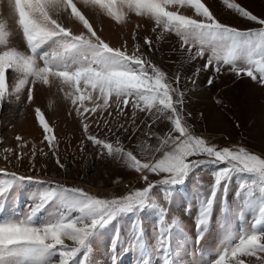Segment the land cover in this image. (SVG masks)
I'll return each mask as SVG.
<instances>
[{"label":"snow or ice","instance_id":"snow-or-ice-1","mask_svg":"<svg viewBox=\"0 0 264 264\" xmlns=\"http://www.w3.org/2000/svg\"><path fill=\"white\" fill-rule=\"evenodd\" d=\"M225 3L259 27L241 30L225 24L201 0H8L26 49L10 46L6 23L0 21V111L11 99L19 101L25 90L31 104L38 86L55 89L70 102L82 124L81 151H86L90 142L99 159L110 158L126 166L143 183L119 195H99L79 185L69 187L47 176L42 178L35 167V148L29 163L36 174L13 170L24 163L27 154L4 149L6 164L0 167V175L7 178L0 179V207L19 184L38 187L33 205L23 216L0 221V264H96L93 245L98 234L113 221L121 225L128 216L134 219L127 234L120 235L118 228L112 238L113 264L121 254L129 253L137 257L135 264H152L153 253L157 264H175L172 234L181 225L175 218L168 222L166 202L172 200L173 191L190 173L208 168L214 179L200 194L195 244H201L214 205L223 204L235 178L236 207L241 217L250 209L255 214L253 222L238 233L228 225L222 250L208 264H247L246 257L264 264V229L259 227L264 224V155L240 145L221 147L197 135L187 120L192 114L187 111L188 90L180 86L181 71L169 74L153 59L165 33H174L180 52L189 60L207 54L205 63L187 77L193 85L201 72H212L205 82L211 87L227 70L264 86V18L239 4ZM176 5L191 6L198 18L169 10ZM89 9L100 10L120 25L126 23L130 13L147 18L154 22L151 31L155 35L141 37L142 25L138 23L131 33V51L127 39L113 46L96 30ZM129 107L131 117L125 111ZM113 108L115 127L107 118L113 116ZM35 111L50 158L65 168L58 152L59 141L53 143L52 127L39 108ZM105 112L104 130L93 133L90 120L99 128L97 116ZM138 113L150 114L152 125L168 121L167 133L158 134L152 125L144 131L141 125L146 121L138 122ZM119 117L126 121L120 122ZM122 137L130 143L138 140L140 151L125 145ZM15 139L17 147L23 149V137L17 135ZM10 157L15 158L13 169L8 167L12 164ZM159 193H163L162 200ZM46 205H54L55 211L48 217H37ZM146 209L158 213L152 237L146 236L140 219Z\"/></svg>","mask_w":264,"mask_h":264},{"label":"rangeland","instance_id":"rangeland-1","mask_svg":"<svg viewBox=\"0 0 264 264\" xmlns=\"http://www.w3.org/2000/svg\"><path fill=\"white\" fill-rule=\"evenodd\" d=\"M213 15L221 22L241 30L258 28L255 22L243 18L234 9H230L225 0H201ZM228 3H236L252 14L264 18V0H228ZM169 10H177L180 14L196 17L191 6L176 5L170 6ZM89 18L93 22L96 30L102 37L113 46H120L125 39L129 41V51H131V33L139 23L142 25L140 36L151 34L153 21L147 18H140L134 13L129 14V18L123 25L117 24L98 9L88 10ZM0 21L6 23L9 33L8 40L10 46L25 50L26 45L22 32L16 23L9 6L8 0H0ZM147 29V33L145 32ZM3 45H0L2 48ZM176 51L173 52L172 49ZM155 62L160 64L169 74L179 69L182 73L180 81L181 89H187V111L192 115L187 117L189 125L197 135H203L212 143L218 146H244L250 151L264 155V86L254 82L249 77H237L235 74L222 71L211 87H206V78L213 75L212 72H201L197 77V84L193 85L187 77H190L197 68H200L207 59L204 58L189 60L187 56L179 50V38L174 33H165L164 40L159 42V51L153 57ZM12 107H19V113H14ZM15 108V110L17 109ZM39 108L46 122L53 129V135L58 143V152L65 168H60L54 158H50L48 142L43 140V129L36 118V109ZM125 111L131 117L132 109ZM113 116L107 117V112L102 116H97L100 127L95 121L90 120L93 133L102 132L103 120L107 117L113 122L115 127V108L112 109ZM203 113V115H201ZM120 122H125V117H119ZM146 121L141 127L144 131L149 130L152 125V117L147 113H138V122ZM130 124V120H127ZM168 121L158 122L152 125V130L158 134H165L168 131ZM23 137L25 146L23 149L17 147L15 137ZM139 136V133L137 134ZM84 139L83 127L76 116L70 102L63 99L62 93L44 87H37L34 102L29 104L27 92L23 91L19 101L15 98L4 104L0 111V167L6 164L4 149H12L16 152H23L24 163L16 164L15 158L10 169L24 174L36 173L32 171V164L29 163L33 148L36 150L35 167L41 177L47 176L71 187L79 185L88 191L99 195H119L126 192L128 187H140L143 183L137 180L138 174L126 166L119 164L110 158L99 159L98 152L90 142L86 144V151H81L80 142ZM123 142L130 148L140 151L138 140L129 142L122 137ZM155 143V141H151ZM48 153L49 155H45ZM0 175V179H6ZM155 179V177H153ZM212 169H196L190 173L183 184L178 185L173 191L172 200L167 203L169 208L167 219L171 223L172 218L179 221L181 229H173L172 250L175 264H208V261L215 259L222 250V244L227 236V226L230 225L234 233H238L242 227H250L255 215L250 209H246L243 216L239 214L237 204L238 198L235 196L236 182L232 181V187L223 204L217 202L214 205L212 219L205 237L200 245L195 244L196 225L195 216L198 213L200 194L207 191V186L213 182ZM38 185L22 183L8 194L3 207H0V221L23 214L33 205V197ZM158 198L162 200L163 193H159ZM55 211V206L46 205L37 214V217H48ZM132 216L124 218V222L117 226V222L102 229L94 242V259L96 264H113L111 259V244L113 235L117 234L119 228L120 235H126ZM145 228V234L152 237L153 227L157 222L158 213L155 209H146L140 216ZM264 229V224L259 226ZM150 243L152 240L149 241ZM235 243V241H233ZM119 251V249H117ZM152 264H157V257L153 253L150 256ZM247 264H255V258H244ZM137 257L132 253L121 254L116 264H135Z\"/></svg>","mask_w":264,"mask_h":264},{"label":"bare ground","instance_id":"bare-ground-1","mask_svg":"<svg viewBox=\"0 0 264 264\" xmlns=\"http://www.w3.org/2000/svg\"><path fill=\"white\" fill-rule=\"evenodd\" d=\"M15 108H17V107H12V108H11V110H13L12 112H14V113H19V112H18V111H19V109H18L19 107H18L16 110H15Z\"/></svg>","mask_w":264,"mask_h":264}]
</instances>
